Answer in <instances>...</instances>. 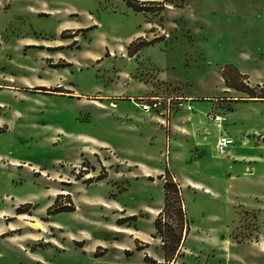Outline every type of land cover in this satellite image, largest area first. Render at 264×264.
Masks as SVG:
<instances>
[{
	"label": "rangeland",
	"instance_id": "obj_1",
	"mask_svg": "<svg viewBox=\"0 0 264 264\" xmlns=\"http://www.w3.org/2000/svg\"><path fill=\"white\" fill-rule=\"evenodd\" d=\"M131 2L0 0V264H264V100L222 77L264 81V0ZM183 94L174 118L208 133L195 162L171 133L180 108L136 104ZM165 169L202 184L179 186L173 254L175 215L154 226Z\"/></svg>",
	"mask_w": 264,
	"mask_h": 264
},
{
	"label": "trees",
	"instance_id": "obj_2",
	"mask_svg": "<svg viewBox=\"0 0 264 264\" xmlns=\"http://www.w3.org/2000/svg\"><path fill=\"white\" fill-rule=\"evenodd\" d=\"M128 5L133 6L134 3L131 2V0H125ZM150 41H144L141 42L138 47L135 49V52L143 45L149 44ZM232 72V73H231ZM232 74V77L234 78V75H236L238 78H243L247 80V76L245 74L240 73L235 68L227 67L223 68L222 70V77L225 82V85L228 87H234L237 88L232 82H230L229 76ZM243 90L248 97L253 98L254 100H264V89L263 87H260L258 84L254 86H250L249 83L245 82L243 84ZM257 87L258 90H257ZM240 89V88H239ZM249 99V98H248ZM247 99V100H248ZM164 181H163V207L158 212V216L154 220V226L159 232H163V226L170 225L168 220L166 218H161L162 215L165 214L167 216V219H169V213L175 215V218L177 220L176 224V232L172 234L173 240L170 242L171 247L169 249V244L166 243V240L162 241V249L164 252H169L170 254L174 253L175 250L178 248V245L182 238H184L186 232H187V224H186V218H185V212L184 207L182 204V199L180 195V189L177 184V182L174 180L173 176L168 172L167 169L164 170ZM71 208H68L67 206H64L62 208H59L58 211H65L70 210ZM183 232V234H182ZM163 236V235H162ZM164 237V236H163ZM171 251V252H170Z\"/></svg>",
	"mask_w": 264,
	"mask_h": 264
},
{
	"label": "crops",
	"instance_id": "obj_3",
	"mask_svg": "<svg viewBox=\"0 0 264 264\" xmlns=\"http://www.w3.org/2000/svg\"><path fill=\"white\" fill-rule=\"evenodd\" d=\"M240 71V70H239ZM242 74H245L247 76V79L249 81V84H263L264 85V81H262V79H257L255 81H251L250 79V74H248V72L246 71H240ZM175 96H183V97H192L190 95H175ZM202 98H207L209 100V98H214V96H201ZM212 101V100H209ZM259 101V100H258ZM189 103L191 104V101H189ZM206 110H208V107L206 108ZM178 111H180L181 114V108L176 111H173V113L171 114V117L169 119V123H170V127H171V133H174L173 136H186L187 140L190 142L191 147L188 148V156L184 155V162H186L187 160H191L193 159L194 162L197 161L198 157L201 155L202 151H204V149H202V147H206L207 143L209 142L208 139L206 138L207 136V131H205L204 128H200V120H197V123H193V125H187V122H190L189 120L192 119V117L194 116V114L190 113V112H186V114L180 118V120H178L177 118H174L175 114L178 113ZM219 114V113H216ZM198 116V114H196ZM227 115V114H226ZM225 116V115H224ZM226 117V116H225ZM191 118V119H190ZM201 129L203 131H201ZM191 135V136H190ZM174 144H176V146L178 148H181L182 143H180V141H176L175 139H173ZM233 148L228 149L227 153L228 156L226 159H230L231 162L234 161H239V160H243L244 155H239V154H234L233 153ZM230 156V157H229ZM244 161V160H243ZM171 175L173 176L174 180L177 181L178 186H183V184H187V183H193L195 185H199L202 186L201 183L199 182H193L187 178L185 179H181L180 176H177L174 172H170ZM205 190L208 189V187L205 186L204 188ZM112 227V224H109Z\"/></svg>",
	"mask_w": 264,
	"mask_h": 264
},
{
	"label": "built area",
	"instance_id": "obj_4",
	"mask_svg": "<svg viewBox=\"0 0 264 264\" xmlns=\"http://www.w3.org/2000/svg\"><path fill=\"white\" fill-rule=\"evenodd\" d=\"M141 100L139 103H136L138 107L144 112V113H150L151 111H155L157 108H161L162 112L168 115L171 111L172 108L176 107L177 108H184L186 110L191 109V104L189 103V98H181V97H176L172 99L171 97L164 98V103L163 106L161 105L160 99L155 98V97H140L138 98ZM171 100H175L174 103H171ZM210 118L215 122V124L219 127L221 122L224 121V117L213 113L211 114ZM233 144V139L229 137L228 135H218L214 148L216 149V152L218 154L224 153L227 148Z\"/></svg>",
	"mask_w": 264,
	"mask_h": 264
},
{
	"label": "bare ground",
	"instance_id": "obj_5",
	"mask_svg": "<svg viewBox=\"0 0 264 264\" xmlns=\"http://www.w3.org/2000/svg\"><path fill=\"white\" fill-rule=\"evenodd\" d=\"M38 225L34 224V223H31V228L35 229L37 228Z\"/></svg>",
	"mask_w": 264,
	"mask_h": 264
}]
</instances>
